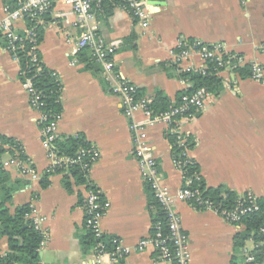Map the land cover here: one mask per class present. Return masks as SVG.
<instances>
[{
    "label": "crops",
    "instance_id": "obj_1",
    "mask_svg": "<svg viewBox=\"0 0 264 264\" xmlns=\"http://www.w3.org/2000/svg\"><path fill=\"white\" fill-rule=\"evenodd\" d=\"M3 5L0 0V16ZM143 6L146 26L122 6L106 17L96 16L94 23L98 35L115 47L119 75L136 85L139 95L151 99L161 91L173 102L185 89L183 76L172 67L171 52L179 39L224 43L228 51L242 56L243 63L237 67L255 61L264 69V0H143ZM77 19L70 6L58 0L38 44L41 61L57 74L62 85L58 141L81 136L98 151L88 179L109 202L100 221L103 235L119 239L127 251L117 263L171 264L158 259L152 249H135L137 241L152 232L150 187L133 153L130 120L123 115L119 98L110 92L101 71L97 75L86 68L74 53L80 34L74 26ZM25 27L24 20L15 22L16 31ZM188 62L200 63L197 57ZM235 68L222 73L221 89L211 92L204 109L183 122L181 131L193 144L188 155L198 164L207 187L264 197V84L249 75L240 77ZM19 72L18 61L0 38V135L21 145L22 160L39 176L22 175L14 164H5L12 155L3 153L8 155L4 159L0 156L6 181L15 187L6 205L12 213L16 206L32 203L43 218L40 228L46 238L39 250V264H81L88 255L79 242L84 231L86 180L76 182L70 172L57 171L46 176V186L41 185L50 160L41 142L38 111L30 106ZM134 118L140 121L144 116L136 112ZM168 135L163 123L143 132L144 140L152 146L162 182L175 193L183 178L173 162ZM65 177L69 189L64 185ZM2 199L0 191V202ZM173 207L188 239L191 264H231L240 223H228L214 211L196 209L185 201L175 200ZM244 247L251 249L252 241H246ZM7 250V238L2 236L0 256ZM101 264L113 262L109 255H103Z\"/></svg>",
    "mask_w": 264,
    "mask_h": 264
},
{
    "label": "built area",
    "instance_id": "obj_2",
    "mask_svg": "<svg viewBox=\"0 0 264 264\" xmlns=\"http://www.w3.org/2000/svg\"><path fill=\"white\" fill-rule=\"evenodd\" d=\"M58 0H16L15 5H3L0 16V38L4 43V48L11 54L13 59L18 61L17 50L22 47L23 39L29 38L32 45L31 50H36L37 29L44 28L47 24V16L51 12L55 2ZM72 12L77 16L74 26L79 28L80 34L74 43V53L87 50L91 58L100 65L103 79L107 82L110 92L120 100L122 113L127 117L129 129L134 141L133 153L136 155L143 180L149 185L153 197L161 206L165 214L166 231H163L161 223L157 222L152 226V232L147 237L139 239L135 249L143 251L152 249L156 257L160 260L169 261L171 264H191L187 236L182 231L181 218L173 207L175 200L188 202L196 209L212 210L220 215L228 223H239L241 217L258 211L256 196L252 193L238 195L236 204L230 208H219L203 195L198 187L190 186L192 178L186 174V164L194 162L189 157L187 147V136L181 131V124L196 117L206 105L207 99L211 97V91L200 86L192 91L191 81L188 77H182L185 89L181 93L179 100H174L163 111H154L149 107L150 98L139 95L138 88L130 81L122 78L115 64V47L106 43L96 32L94 23L97 16V9L102 0H63ZM245 1V0H241ZM125 5H121L135 19L141 21L142 26L147 25V17L144 11L143 0H126ZM24 20L26 27L21 35L15 29V22ZM172 67L177 73L199 72L202 76L221 77L222 73L228 71L230 67L242 65V56L227 50L224 43H207L198 39H179L175 49L171 52ZM193 57H197L199 64L188 62ZM32 60L37 61V53H32ZM188 62L186 65L185 63ZM249 78L264 84V69L257 63L249 65ZM22 87L29 95L30 106L38 111V125L40 127L41 142L46 150V155L50 160V165L46 173L70 172L69 168L78 165L80 173L86 180L87 188L82 200L84 210V227L90 230L96 239L93 251L89 253L81 264H101L103 255H109L111 261L117 263L126 255V250L120 246L119 239H113L114 248L108 251L102 241L103 233L100 228V221L104 216L109 202L102 199L100 190L89 182L88 176L91 165L98 157V151L93 146H80L73 156L60 153L57 146V123L60 115H48L40 109L39 96L33 89L30 78L22 80ZM136 112H141L144 119L137 121L134 118ZM157 123L166 125L169 134L175 137V143L182 147L180 155L182 158L173 159L175 166L181 171L183 178L182 187L175 193L162 182V177L158 171L157 160L152 146L143 138V132L147 127ZM5 164H14L22 175L38 178L37 172L30 167L27 161L17 157L14 149ZM193 177L199 180L200 173L195 171ZM31 219L34 227L40 231L43 244L46 233L41 230L40 223L42 217L37 215L36 208L31 203L30 211L26 215ZM264 230V228L262 229ZM252 249V248H251ZM251 249L242 248V255L247 262L254 261V254ZM254 264H259L254 261Z\"/></svg>",
    "mask_w": 264,
    "mask_h": 264
},
{
    "label": "trees",
    "instance_id": "obj_3",
    "mask_svg": "<svg viewBox=\"0 0 264 264\" xmlns=\"http://www.w3.org/2000/svg\"><path fill=\"white\" fill-rule=\"evenodd\" d=\"M3 2L13 6L15 5L16 0H3ZM126 3V0H102L100 7L97 9V17H106L116 6L125 5ZM42 31L43 29L40 27L37 29V45L42 38ZM19 33L21 35L25 34L24 31ZM22 42V47L16 51L20 67V79H31L33 89L39 96L38 101L41 103L40 109L43 112L50 116L60 115L62 111L60 101L62 85L59 77L55 72L48 69L43 64L38 48L36 50L30 49L32 42H30L29 38L25 37ZM34 52L37 53V61L32 60V53ZM77 57L79 61L86 64V68L93 70L94 73L98 75L100 70L99 64L91 58L87 50L79 51ZM235 69L242 78L249 75V66L247 65L236 67ZM181 76L190 79L191 87L188 89L189 92L200 86L207 87L211 92H218L221 89V79L219 77L202 76L199 72L181 73ZM180 95L181 93L177 96L176 101L179 100ZM170 104L171 102L161 91H156L150 99L149 107L154 111H163L167 109ZM168 139L172 144L173 158H182L180 155L182 147L175 143V137L169 134ZM189 139L190 138L187 137V147L191 148L193 144ZM56 143L60 153L68 156H73L79 146H88L81 136L69 137L64 141H58L57 139ZM14 149L18 153L17 157L20 159L25 158L22 147L17 141L0 135V156L5 152H8L13 156ZM57 170L60 171L61 168H57ZM69 170L71 176L76 178V182L84 181V177H82L78 165L71 166ZM195 171L199 172L198 164L195 161H189L186 164V174L192 178L190 186L198 187L203 195L206 196L214 206L230 209L236 204L239 196L235 192L224 189L220 186L207 187L201 176L199 177V180H196V178L193 177ZM48 175V173H45L41 177L40 183L43 187L48 183L46 179V176ZM6 180L7 173L3 169L0 160V191L3 198L0 202V238L5 236L8 243L7 252L3 256H0V264H39V250L41 248L43 237L40 231L34 227L31 219L26 216L30 211L29 203L16 206L12 213L9 211L6 202L10 201L11 194L15 187L10 185ZM64 185L66 188H70L68 177H65ZM148 191L150 192L151 197L149 205L154 211L152 213V225L160 222L163 231H166L167 228L164 211L153 197L151 190L149 189ZM255 201L259 206L258 211L245 215L240 219L239 223L241 224L242 229L234 235L235 255L232 258L231 264H254V261L259 264H264V230H262L264 228V197H257ZM113 239L115 238L103 235L102 241L106 250H113ZM248 240L252 241L253 244L251 253L254 254V261L251 262L245 261L242 255V248ZM79 242L82 252L84 254H89L93 251L96 239L92 232L84 227V231L79 237Z\"/></svg>",
    "mask_w": 264,
    "mask_h": 264
},
{
    "label": "rangeland",
    "instance_id": "obj_4",
    "mask_svg": "<svg viewBox=\"0 0 264 264\" xmlns=\"http://www.w3.org/2000/svg\"><path fill=\"white\" fill-rule=\"evenodd\" d=\"M6 157H8V155H6V154H3L2 155V158L4 159V158H6ZM250 244V242H248V245Z\"/></svg>",
    "mask_w": 264,
    "mask_h": 264
}]
</instances>
